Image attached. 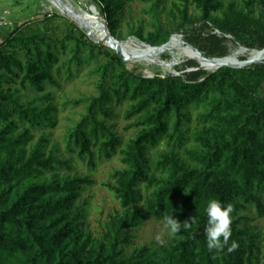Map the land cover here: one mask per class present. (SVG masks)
I'll use <instances>...</instances> for the list:
<instances>
[{"label":"trees","instance_id":"1","mask_svg":"<svg viewBox=\"0 0 264 264\" xmlns=\"http://www.w3.org/2000/svg\"><path fill=\"white\" fill-rule=\"evenodd\" d=\"M91 1L103 5L113 35L120 0ZM161 1L153 8L156 18ZM193 2L200 15L194 19L186 7L179 9L180 26L199 22L220 32L185 35L184 43L204 57L226 56L227 36L248 50L264 48V15L238 8L235 0ZM48 24L52 21L24 24L0 41V264H264V243L239 215L253 207L264 216V61L209 73L189 61L178 75L145 77L128 69L114 51L84 39L75 24L65 22L61 38ZM174 31L157 21L147 38L138 37L159 46ZM98 54L107 57L96 68L98 92L65 103H85V113L64 138L66 152L86 160L91 169L96 160L121 155L124 167L105 184L121 211L110 215L94 236L85 228L83 208L75 204L93 181L60 174L71 169V161L58 154L55 144L48 148L47 134L30 144L34 131L55 126L52 95L26 99L25 93L58 87L63 70L69 72L72 63L79 68ZM125 101V118L133 119L125 129L136 132L122 143L106 120L115 116L113 105ZM191 108L202 111L200 130L190 134ZM190 139L193 144L186 147ZM161 142L168 150L152 159L150 150ZM212 199L233 206L229 244L238 243L234 252L206 247L205 207ZM171 214L182 226L190 217L195 223L163 245L127 250L144 221L164 222Z\"/></svg>","mask_w":264,"mask_h":264},{"label":"rangeland","instance_id":"2","mask_svg":"<svg viewBox=\"0 0 264 264\" xmlns=\"http://www.w3.org/2000/svg\"><path fill=\"white\" fill-rule=\"evenodd\" d=\"M260 1L264 0H235V4L238 8L244 11L250 9L255 16H259L264 15V6ZM65 2L70 4L73 8L85 12H91V9L95 8L97 17L101 21H104V24L109 30L103 5L98 7L91 0H65ZM120 2L121 4L117 7L113 16V36L116 40L121 42H126L131 38H134L138 44H141V38H147L148 34L153 31L157 21L165 28L170 27L174 29L175 31L172 36H177L179 42L183 45L184 37L187 33L191 32L194 35L200 34L201 37H204L206 34L215 32L212 26L209 25L208 28H204L199 22L185 24L183 27L180 26L183 20L180 17L179 9L186 7L188 16L194 19L200 15L193 0H162L158 3L156 8L158 18L155 17L153 11L156 0H120ZM215 14L220 15L219 12H216ZM43 20L52 21V24H48L47 26L52 27L53 35L56 37L61 38L66 33L65 22L72 23L81 30L84 39L87 38L95 44L107 47L94 38V36L90 34L88 28L77 25V23L72 21L66 14L61 13L53 7L50 0H0V41L4 39L5 35L16 31L18 28L24 26V24L39 23ZM109 32L111 34L110 30ZM75 33L77 37L80 35L78 31H75ZM245 40L248 42L251 41L250 38H246ZM74 42L75 39L71 41V44ZM225 43L228 48V54H232L239 50L240 47H244L240 43H235L234 39L230 36H227V41ZM177 52L178 48L165 50L160 55L151 58L147 63L142 59L137 60L133 58L131 60H123L128 69L136 70L137 72L142 73L145 77H152L155 74L161 76L167 74L178 75L179 73L177 70L184 67L189 61H195L198 63L195 59L174 57ZM64 57L65 56L63 55L61 58ZM246 58L247 54L240 55L239 61L246 60ZM106 61L107 57L104 54H98L96 59H93L88 63H83L79 68H76L75 64L72 63L69 72L65 70L61 72V77L58 80V87L45 85L42 91H29L25 93L26 99H32L34 95L47 93L52 95L51 103L56 107L55 126L48 127L43 131H34V138L30 144L37 141L42 133L47 134L50 140L48 148L55 144L58 149V154L62 158L71 161V169L63 170L60 174H66L70 177L79 175L82 177H88L93 181L91 185H87L84 188L79 198L75 201V204L83 208L85 228L94 236L100 234L102 225L110 215L121 211L118 200L105 184L109 182L112 183V173L115 170L123 168L124 165L121 162V155L119 152L109 159L103 158L101 160H96V166L94 169H91L87 165L86 160L82 161L78 159L75 154L70 155L66 152L64 147L65 135L68 132V129L81 117L82 114L85 113V103H81L78 106L65 105V103L67 101L87 100L92 96H96L100 77L96 68ZM258 63L260 62L254 64ZM190 70H194V68L186 69V71ZM260 95L264 99V84L260 87ZM127 105V101L119 105L114 104L113 110L115 116L106 120V122L113 127V131L120 136L122 143L127 142L136 132V129H125V127L133 121V119L125 118ZM201 111V109L193 108L189 110L190 122L188 123V128L190 134L201 128V124L198 121V114ZM192 144L193 141L190 139L185 146L189 147ZM166 150H168L167 147L161 142L157 147L150 150L152 159H155L158 153ZM239 215L244 217L242 223L245 226L254 229V231L259 234L260 245L264 243V216H258L253 207L240 211ZM157 236H160L166 242L170 239L167 230L164 227V222L154 219L146 220L134 230L133 243L127 248V250L142 245L156 247L158 246L156 242Z\"/></svg>","mask_w":264,"mask_h":264},{"label":"bare ground","instance_id":"3","mask_svg":"<svg viewBox=\"0 0 264 264\" xmlns=\"http://www.w3.org/2000/svg\"><path fill=\"white\" fill-rule=\"evenodd\" d=\"M50 2L53 7L59 10L61 13L66 14L72 21L76 22L77 25L88 28L90 34L94 36V38H96L97 40H103L104 42L108 40L109 30L104 24V21H101L97 17V13L93 8L91 9V12H85V11H81L80 9L73 8L70 4H67L65 0H57V1L50 0ZM175 48H178V52L174 55V57L190 58L192 60L195 59L198 62H200L204 70L206 71L215 70V67L217 64H212V63H208L205 61H201L200 58L198 57V54L194 50H192L191 48L179 42V39L177 38V36H172L169 42L166 44V46L163 49H154L143 43L138 44V42L134 38L133 39L131 38L130 40L126 42H121L120 44V52H121V55L125 59L127 60H131L133 58L137 60L142 59V60H145L146 63L151 58L160 55L165 50H173ZM244 54H247L246 60H255L258 62L264 60V53L259 49L258 50L256 49L244 50L240 48L239 50H237L236 52L232 54H228L224 57H221L219 62L228 63V64L239 63L241 62L239 61V56L244 55Z\"/></svg>","mask_w":264,"mask_h":264},{"label":"clouds","instance_id":"4","mask_svg":"<svg viewBox=\"0 0 264 264\" xmlns=\"http://www.w3.org/2000/svg\"><path fill=\"white\" fill-rule=\"evenodd\" d=\"M233 212V206L231 204L222 205L218 200H210L206 207L205 213L207 215V227L205 229L206 236V247L209 252L223 251L227 248V252H234L238 248V243L232 241L229 244L230 237L232 235L231 230V216ZM190 221L185 220L183 226L180 222L173 218L172 214L164 217V227L167 230L168 237L171 238L177 233L181 232L183 229H188L195 219L190 217ZM156 242L158 245H163L166 243L160 236L156 237Z\"/></svg>","mask_w":264,"mask_h":264},{"label":"water","instance_id":"5","mask_svg":"<svg viewBox=\"0 0 264 264\" xmlns=\"http://www.w3.org/2000/svg\"><path fill=\"white\" fill-rule=\"evenodd\" d=\"M55 1H57V0H55ZM93 9L95 10V8H93ZM215 33L219 34L220 32L218 30H215ZM99 42L102 43V44H104V45H106L109 49L113 50L122 59H125L121 55V52H120V44H121V41L116 40L114 38V36L110 34V32L108 34V40L106 42H104L103 40H99ZM142 43L145 44V45H147V46H149V47H151V48H154V49H163L168 42L165 43V44L159 45V46H152V45L147 44V43H144V42H142ZM184 45H186L187 47H189L192 50H194L198 54V57L200 58L201 61H205V62L212 63V64H217L216 67H215V70L218 69V68H220V67H222V66H229V67H233V68H242V67H246L248 65H251V64H254V63H257L258 62V61H255V60H245V61H241L239 63H234V64L221 63V62H219L221 58H217V57H213V58L204 57L202 55V53L198 49H196L194 46H192L191 44L184 43ZM240 48L241 49H244V50H248L245 47H240ZM261 51L264 53V48L261 49ZM198 63H199V68L203 69V67L200 64V62H198Z\"/></svg>","mask_w":264,"mask_h":264}]
</instances>
